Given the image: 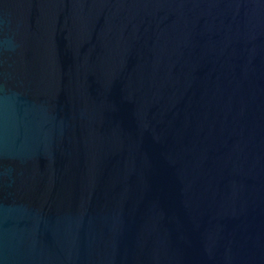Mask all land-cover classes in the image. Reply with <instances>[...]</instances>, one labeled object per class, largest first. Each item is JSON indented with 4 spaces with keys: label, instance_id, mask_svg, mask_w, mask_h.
<instances>
[{
    "label": "water",
    "instance_id": "95a60500",
    "mask_svg": "<svg viewBox=\"0 0 264 264\" xmlns=\"http://www.w3.org/2000/svg\"><path fill=\"white\" fill-rule=\"evenodd\" d=\"M0 264H264V0H0Z\"/></svg>",
    "mask_w": 264,
    "mask_h": 264
}]
</instances>
